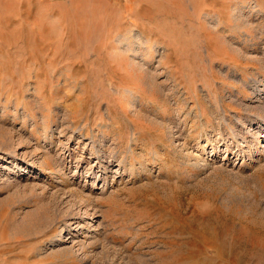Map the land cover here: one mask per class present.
<instances>
[{
    "label": "rangeland",
    "instance_id": "rangeland-1",
    "mask_svg": "<svg viewBox=\"0 0 264 264\" xmlns=\"http://www.w3.org/2000/svg\"><path fill=\"white\" fill-rule=\"evenodd\" d=\"M0 0V264H264V0Z\"/></svg>",
    "mask_w": 264,
    "mask_h": 264
},
{
    "label": "crops",
    "instance_id": "crops-1",
    "mask_svg": "<svg viewBox=\"0 0 264 264\" xmlns=\"http://www.w3.org/2000/svg\"><path fill=\"white\" fill-rule=\"evenodd\" d=\"M89 0H36L39 10L43 13L50 14H70L74 4H83ZM101 2V0H99ZM103 3L111 4L114 6L133 5L138 3V0H105Z\"/></svg>",
    "mask_w": 264,
    "mask_h": 264
}]
</instances>
